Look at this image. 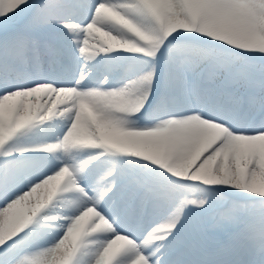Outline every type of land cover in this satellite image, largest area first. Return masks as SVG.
I'll return each instance as SVG.
<instances>
[{
	"label": "snow or ice",
	"instance_id": "1",
	"mask_svg": "<svg viewBox=\"0 0 264 264\" xmlns=\"http://www.w3.org/2000/svg\"><path fill=\"white\" fill-rule=\"evenodd\" d=\"M225 226L264 258V0H0V264H218Z\"/></svg>",
	"mask_w": 264,
	"mask_h": 264
},
{
	"label": "bare ground",
	"instance_id": "2",
	"mask_svg": "<svg viewBox=\"0 0 264 264\" xmlns=\"http://www.w3.org/2000/svg\"><path fill=\"white\" fill-rule=\"evenodd\" d=\"M73 71H75V64L73 65ZM110 80H112V79H110ZM114 80H116V79H114ZM114 80H112L113 85L115 84ZM48 99H49L48 95L45 94L44 96L41 97V103H44ZM60 123H61L60 120L58 122H56V120H54L52 122L46 123L45 125L41 126V128L39 127L37 129L33 130L32 132L21 136L16 141V143L19 146L27 147L28 145H26L25 143H30L29 144L30 146H34V145L38 146L37 145L38 143H40V145H41L43 143L50 142V136L53 134L54 129H56ZM34 137L36 140L33 139L31 141L30 139L34 138ZM88 138H89L88 133H80L77 136V139H79V140H87ZM110 158H111L110 162H115L119 159V157H110ZM85 159H88V157L86 155H79L78 154L76 156L75 162L78 164H82ZM39 195H40L41 200L46 202V206L48 207L47 209H45L43 211L44 213L43 212L41 213L43 219H42V227H40L38 229V232L40 233L39 240L41 243L47 244V243H51L52 238L49 234L52 233L54 230L55 231H61V234H62V230L60 229V225L62 223H64V221H62L60 219V217L65 215L64 209L67 207V205L65 203H63V201L61 199H59V198L56 199L55 201L57 202V205H54L51 208L55 211L56 214L53 217L46 218L45 214H47V212L50 211L49 210L50 206H52L53 203L51 201H49L48 193L46 191H42ZM225 228H226V230H225L226 236H230L232 238H238L236 236V229H234L230 226H225ZM221 229H223V228H221ZM219 230L220 229H214L213 232L219 233ZM220 231H222V230H220ZM219 236H221V235H219ZM217 238H218V236H217ZM99 239L100 238H98V237H93L87 242V247L82 250V253L80 255L77 256L76 264H85L86 260L89 258V254L96 249ZM236 242H237L236 245L240 244L239 240H237ZM195 243L197 245V248L195 251H196V253H200L203 250L202 244L200 243L198 245L197 241ZM229 249L231 250L232 248H229ZM244 252L248 253L246 251V249H243V251L241 253H244ZM202 255H204V254H202ZM232 262L234 263L235 261H232Z\"/></svg>",
	"mask_w": 264,
	"mask_h": 264
},
{
	"label": "clouds",
	"instance_id": "3",
	"mask_svg": "<svg viewBox=\"0 0 264 264\" xmlns=\"http://www.w3.org/2000/svg\"><path fill=\"white\" fill-rule=\"evenodd\" d=\"M64 210H65V213H66V211L68 210L67 207Z\"/></svg>",
	"mask_w": 264,
	"mask_h": 264
}]
</instances>
